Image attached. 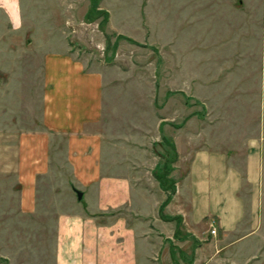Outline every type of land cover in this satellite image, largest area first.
Instances as JSON below:
<instances>
[{"label": "rangeland", "instance_id": "1", "mask_svg": "<svg viewBox=\"0 0 264 264\" xmlns=\"http://www.w3.org/2000/svg\"><path fill=\"white\" fill-rule=\"evenodd\" d=\"M16 1L21 26H6L12 40L4 50L10 55L0 67L9 72L0 70V76L22 83L23 115L29 117L30 88H40L43 54L74 52L102 72L99 130L107 163L124 156L127 147L145 148L151 159L154 151L171 157L165 149L175 148L164 197L172 190L171 179L184 175L194 149L225 146L244 163L248 142L260 140L257 227L248 232L249 225L242 226L217 253L209 245L198 259L203 264H264V0ZM40 94L34 92L33 114L41 112ZM235 171L232 164L224 187L234 212ZM1 200L0 264H54L55 205L70 201L38 199L35 212L14 220L4 216ZM174 200L171 205L179 203ZM216 220L210 214L198 224L201 231L209 226L210 233L208 227L193 245L214 243L210 235L212 227L218 229ZM237 235L242 236L234 241Z\"/></svg>", "mask_w": 264, "mask_h": 264}, {"label": "crops", "instance_id": "2", "mask_svg": "<svg viewBox=\"0 0 264 264\" xmlns=\"http://www.w3.org/2000/svg\"><path fill=\"white\" fill-rule=\"evenodd\" d=\"M18 6L16 0H0V65L10 55L4 50L12 40L6 26H21ZM41 62L40 88H30L29 117L23 115L22 83L0 76V197L4 216L14 220L35 212L38 199L70 201L55 205L54 264H203L198 256L210 250L207 246L217 253L242 226L254 231L260 207L259 139L248 142L244 163L225 146L194 149L162 208L166 195L153 172L160 153L153 150L157 157L151 159L147 149L127 147L110 163L103 155L102 72L68 49L47 51ZM39 90L38 115L32 101ZM232 164L238 178L236 213L226 204L224 189ZM174 199L177 205H171ZM210 214L217 217L218 229L210 235L214 243L197 247L195 237L209 227L201 231L198 224Z\"/></svg>", "mask_w": 264, "mask_h": 264}, {"label": "trees", "instance_id": "3", "mask_svg": "<svg viewBox=\"0 0 264 264\" xmlns=\"http://www.w3.org/2000/svg\"><path fill=\"white\" fill-rule=\"evenodd\" d=\"M165 141L170 142L169 140H165ZM165 150H166V152H172L171 157H169L170 156L169 153H166V155H163L162 153H160V156H161V159L163 160L162 161L163 163L159 162L157 164L156 169L154 170V176L158 180L162 189L167 191L168 187L165 185L166 181L169 179V178H167V176L173 170V165H171L170 162L176 160L177 154H176V151H175V148L173 147V145H171L170 150H168V149H165ZM162 172H163V174H162ZM171 180L174 182V184L171 186L172 190L167 193L166 199L162 202V208L165 204H167V202L169 201L170 197L172 196V194L175 192V189H176L175 179H171Z\"/></svg>", "mask_w": 264, "mask_h": 264}, {"label": "built area", "instance_id": "4", "mask_svg": "<svg viewBox=\"0 0 264 264\" xmlns=\"http://www.w3.org/2000/svg\"><path fill=\"white\" fill-rule=\"evenodd\" d=\"M209 225L212 226V225H213V221H211V222L209 223ZM211 233H213V234L215 233V229H214L213 227L211 228Z\"/></svg>", "mask_w": 264, "mask_h": 264}, {"label": "water", "instance_id": "5", "mask_svg": "<svg viewBox=\"0 0 264 264\" xmlns=\"http://www.w3.org/2000/svg\"><path fill=\"white\" fill-rule=\"evenodd\" d=\"M82 196V193L80 191H77V197L80 199Z\"/></svg>", "mask_w": 264, "mask_h": 264}]
</instances>
